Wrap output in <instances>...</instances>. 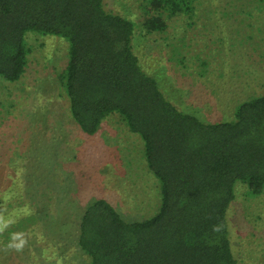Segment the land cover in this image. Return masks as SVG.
<instances>
[{"label": "rangeland", "instance_id": "rangeland-1", "mask_svg": "<svg viewBox=\"0 0 264 264\" xmlns=\"http://www.w3.org/2000/svg\"><path fill=\"white\" fill-rule=\"evenodd\" d=\"M135 23L132 45L144 71L178 109L206 122L231 119L264 93V0H195L189 16L148 32L146 0H104ZM28 63L17 81L0 78V264H88L78 244L85 207L105 198L128 221L154 215L159 181L143 141L117 112L94 135L71 117L61 81L69 43L28 31ZM239 264H264V190L237 182L228 214ZM7 227H4V224ZM26 241L19 250L13 234Z\"/></svg>", "mask_w": 264, "mask_h": 264}, {"label": "trees", "instance_id": "trees-1", "mask_svg": "<svg viewBox=\"0 0 264 264\" xmlns=\"http://www.w3.org/2000/svg\"><path fill=\"white\" fill-rule=\"evenodd\" d=\"M146 2L148 32L195 7V0ZM28 31L68 41L60 79L80 130L94 135L117 112L142 139L159 181L160 206L151 217L125 220L105 198L85 207L78 244L88 264H239L227 214L237 182L255 195L264 190V93L217 122L178 109L140 64L134 21L104 0H0V78L13 82L24 74Z\"/></svg>", "mask_w": 264, "mask_h": 264}, {"label": "clouds", "instance_id": "clouds-1", "mask_svg": "<svg viewBox=\"0 0 264 264\" xmlns=\"http://www.w3.org/2000/svg\"><path fill=\"white\" fill-rule=\"evenodd\" d=\"M4 227H7V224L5 223L3 225ZM13 240H18L19 241V244H16V245H9L10 247L12 246H15L18 250L20 248H22V246L24 245V243H26V241L23 239V233H15L13 234V237H12Z\"/></svg>", "mask_w": 264, "mask_h": 264}]
</instances>
